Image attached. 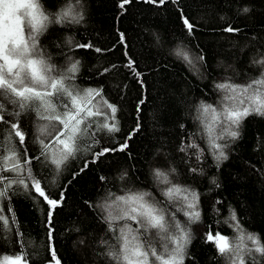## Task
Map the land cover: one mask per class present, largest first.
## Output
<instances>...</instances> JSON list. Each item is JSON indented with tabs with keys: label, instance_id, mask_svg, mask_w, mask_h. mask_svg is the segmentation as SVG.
Returning a JSON list of instances; mask_svg holds the SVG:
<instances>
[{
	"label": "trees",
	"instance_id": "1",
	"mask_svg": "<svg viewBox=\"0 0 264 264\" xmlns=\"http://www.w3.org/2000/svg\"><path fill=\"white\" fill-rule=\"evenodd\" d=\"M40 2L49 14L71 4L82 16L79 23L50 24L39 37V45L58 70L66 69L70 59L79 61V71L70 83L79 89H102V98L118 108L120 128L117 133L97 131L98 143L83 138L81 150L58 175L53 166L33 159V174L46 192L52 198L64 193L51 220V245L60 264H114L106 253L118 247L119 232L109 231L106 212L98 205L135 192L150 193L152 202L190 228L192 240L184 264H226L214 245L206 242V234L219 232L231 239L238 235L233 227L236 222L264 244V117H247L238 139L218 141L229 147L225 149L228 158L217 162L201 122L210 123L211 114H202L205 120L198 116L202 103L220 110L224 91L217 84L246 85L264 73V65L258 63L264 56V0H166L163 5L130 0L123 8L122 0ZM184 18L194 25L191 33ZM228 26L238 31H224ZM83 44L92 47H76ZM179 52L186 53L191 63ZM129 60L135 62L140 76L126 66ZM102 98L94 103H102ZM102 112L108 115V123L114 122L110 110L102 108ZM19 119L29 157L39 156V145L33 142L35 113L27 112ZM93 119L102 123L105 115ZM6 127L0 123V139ZM125 141L124 151H110L90 163L94 152L118 148ZM192 143L198 147L180 151ZM86 163L88 167L81 171ZM156 170L166 173L171 184L158 181ZM171 185L198 193L199 222L189 224L183 202L179 198L169 201L162 194ZM33 195L21 190L12 196L17 222L12 225L11 241L0 239V255L21 251L15 237L18 229L26 242L29 264H55L49 260L48 206ZM8 207L4 201L3 214L11 219ZM233 211L236 221L230 220ZM124 223L113 222L117 228ZM256 255L259 264H264V258Z\"/></svg>",
	"mask_w": 264,
	"mask_h": 264
},
{
	"label": "snow or ice",
	"instance_id": "2",
	"mask_svg": "<svg viewBox=\"0 0 264 264\" xmlns=\"http://www.w3.org/2000/svg\"><path fill=\"white\" fill-rule=\"evenodd\" d=\"M129 2L130 0H122L120 7L123 8ZM150 2L163 5L166 0ZM243 11L247 12L248 9L244 8ZM80 19L82 16L75 12L71 4L49 14L40 0H0V123L7 125L3 139H0V239L5 242L11 241L12 225L17 222L11 206L12 196L21 190L33 193L34 200L38 197L43 198L41 202L48 206L49 260L55 261V264H60V261L51 245V220L55 209L63 203L64 193L60 192L59 198H52L51 194L46 192L41 180L33 174V159L53 166L54 172L58 175L67 160L81 150L80 142L83 138L88 137L93 139V143H98L94 139L97 131L107 130L108 133L120 131L116 121L118 108L102 98V89H79L70 83L79 71V61H72L69 58V66L64 70H58L56 65L50 63V57L39 45V37L47 31L50 24L79 23ZM183 23L191 33L194 25L187 18H184ZM224 31L231 33L238 29L228 26ZM76 47L92 46L83 44ZM96 51L101 50L97 48ZM177 54L191 63L186 53ZM134 63L129 60L126 66L138 77L141 74L136 71ZM258 63L264 65V59ZM216 87L226 93L220 110L203 103L200 110L205 115L211 114V122L202 121V125L208 134L214 158L220 162L228 158L225 149L229 144L218 141L238 139L239 129L247 117L252 115L264 117V73L246 85L217 84ZM97 97L102 98V103H94ZM102 108L110 110L113 123L107 122L108 115L102 112ZM27 112L35 113L33 142L39 145L40 150L39 156L32 158L25 147L26 134L19 119ZM100 115H105L102 123L93 119ZM6 116L11 117V121L5 119ZM41 121L44 123H40ZM94 125L96 131L90 132ZM49 137L52 138L51 143L46 142ZM127 147L125 141L118 148H102L93 153L94 158L90 163H95L110 151H124ZM187 147L198 146L192 143L182 146L180 151H185ZM199 158L198 155L197 159ZM87 167L86 163L81 171ZM191 170L197 171L195 168ZM154 175L161 183L171 184L166 173L156 170ZM123 178L122 176L121 179ZM103 179L105 178L101 177V180ZM162 194L169 201L179 198L183 202L184 215L188 218L189 224L200 221L197 192L171 185ZM150 197V193L135 192L114 196L110 204L98 205L106 212L104 219L109 231L119 232L116 236L118 247H113L106 253L114 264H184L186 250L192 240L190 228L176 221L173 213L166 214L163 208L149 199ZM4 201L9 202L8 212L11 213V219L3 214ZM118 220L125 223L117 228L113 222ZM230 220H237L234 211ZM127 221L134 222L138 227L133 228ZM233 227L238 233L236 237L230 239L219 232L213 235L209 231L206 234V242L214 245L217 252L225 258L226 264H246L245 257L250 259L252 264H259L256 254L264 258V244L257 235L245 232L238 222L233 224ZM15 237L21 251L11 255H0V264H29L24 250L26 242L18 229Z\"/></svg>",
	"mask_w": 264,
	"mask_h": 264
},
{
	"label": "bare ground",
	"instance_id": "3",
	"mask_svg": "<svg viewBox=\"0 0 264 264\" xmlns=\"http://www.w3.org/2000/svg\"><path fill=\"white\" fill-rule=\"evenodd\" d=\"M262 59H264V56L262 57ZM225 92H224V94H223V96H222V98L225 96ZM202 110H200V108H199V112H198V116H200V118L202 117V119L201 120H205L206 118L204 117V115L202 116ZM111 117V116H110ZM202 122V121H201ZM205 140H207V138L205 139Z\"/></svg>",
	"mask_w": 264,
	"mask_h": 264
},
{
	"label": "rangeland",
	"instance_id": "4",
	"mask_svg": "<svg viewBox=\"0 0 264 264\" xmlns=\"http://www.w3.org/2000/svg\"><path fill=\"white\" fill-rule=\"evenodd\" d=\"M83 140V139H82Z\"/></svg>",
	"mask_w": 264,
	"mask_h": 264
}]
</instances>
